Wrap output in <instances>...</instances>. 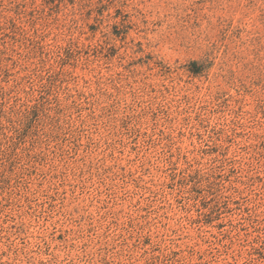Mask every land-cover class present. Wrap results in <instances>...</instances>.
<instances>
[{
  "label": "rangeland",
  "instance_id": "obj_1",
  "mask_svg": "<svg viewBox=\"0 0 264 264\" xmlns=\"http://www.w3.org/2000/svg\"><path fill=\"white\" fill-rule=\"evenodd\" d=\"M0 264H264V0H0Z\"/></svg>",
  "mask_w": 264,
  "mask_h": 264
}]
</instances>
